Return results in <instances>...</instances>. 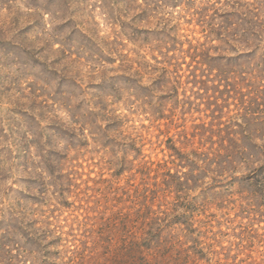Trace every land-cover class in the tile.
Instances as JSON below:
<instances>
[{
	"label": "trees",
	"instance_id": "16d2710c",
	"mask_svg": "<svg viewBox=\"0 0 264 264\" xmlns=\"http://www.w3.org/2000/svg\"><path fill=\"white\" fill-rule=\"evenodd\" d=\"M229 7L217 14L212 48L175 54L178 40L155 38L150 58L120 54L110 79L130 85L132 114L148 124L125 126L128 116L107 106L86 119L72 111L69 122L48 120L51 132L71 142L58 148L42 132L46 148L21 176L12 174L37 192L22 197L11 185L18 199L0 200V264H264V130L253 128L264 124V91L251 84L224 83L212 94L197 88L221 67H229L223 82L237 78L235 68L264 70L261 9ZM87 125L98 127L101 138L93 140L105 150L97 176L84 179L77 159L90 152L81 150ZM147 145L163 155L152 158ZM10 173L0 167V175Z\"/></svg>",
	"mask_w": 264,
	"mask_h": 264
},
{
	"label": "rangeland",
	"instance_id": "374dc122",
	"mask_svg": "<svg viewBox=\"0 0 264 264\" xmlns=\"http://www.w3.org/2000/svg\"><path fill=\"white\" fill-rule=\"evenodd\" d=\"M237 2L252 3L264 17V0H0V167L11 171L10 176L0 175V200L10 203L18 199L11 185L21 191L22 197L29 191L37 192V185L16 177L23 174V165L30 166L37 160L40 148H46L41 147L46 137L42 132H49L58 148L71 142L67 135L50 131V118L69 122L73 111L86 119L88 112L107 106L116 114L128 116L125 126L134 124L132 119L138 125L148 124L139 112L132 114L135 97L130 85L110 79L121 65L120 54L136 58L137 52L148 53L150 58L152 49H156L155 38L178 40L175 54L191 46L212 48L218 44L213 41L217 36L214 25L221 19L217 14ZM226 69L229 67L213 70L212 81L197 88L212 94L217 88L224 90L225 84L230 89L251 84L264 91V70L230 67L237 78L219 81ZM247 75L261 77L253 84L243 79ZM261 108L264 119V106ZM87 127L88 145L81 150L90 152L77 159L83 163L84 179L97 176L95 165L105 150L93 140L101 138L98 127ZM253 128L264 130V124ZM147 148L152 158L163 155L159 149ZM15 171L17 175H12ZM236 189L230 187V192ZM198 192L204 191L197 188L192 194L200 204ZM223 212L219 208L218 214Z\"/></svg>",
	"mask_w": 264,
	"mask_h": 264
}]
</instances>
